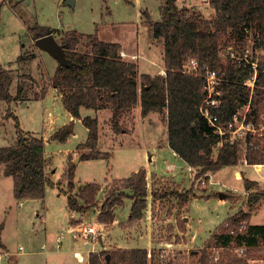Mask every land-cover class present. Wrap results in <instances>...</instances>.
Segmentation results:
<instances>
[{
	"label": "rangeland",
	"instance_id": "rangeland-1",
	"mask_svg": "<svg viewBox=\"0 0 264 264\" xmlns=\"http://www.w3.org/2000/svg\"><path fill=\"white\" fill-rule=\"evenodd\" d=\"M163 3L164 0H75L73 6L67 0H16L11 4L0 0V69L9 70L13 76L11 94L17 96L11 103L0 99V146L18 142L14 121L17 115L24 132L45 139L46 173L55 184L46 188L44 199L19 200L13 193V177L3 175L0 167V223L4 222L1 236L9 248V252L1 253L0 264H10L12 259L15 264H90L91 252L126 247H146L157 251L160 261L171 260L174 264H197L202 250L207 249L217 261L222 248L210 246V239L221 222L233 215L241 218L248 210L249 194L243 192L246 177L258 173L253 165L243 167V171L232 166L197 175L199 168L190 167L170 148L164 114L152 112L143 116L141 101L122 116V130L118 132L112 125L110 107L81 109V117L99 119L97 149L107 152L104 158L84 159L90 129L81 120L76 119L67 142L51 138L71 121L60 99V89L54 88L59 63L50 52L36 45L31 28L35 24L53 28L59 43L67 29L86 33L78 47L82 52L91 43L89 34H97L99 40L122 43L126 46L121 49L127 53L125 60L137 64L139 73L155 75L164 72L165 45L162 39L153 37L145 12L149 11L153 20H161ZM177 3L184 16L194 14L209 19L216 15L209 0ZM23 55L25 58L21 59ZM71 162L75 164V177L70 188L66 172ZM142 166L150 192L143 218L127 226L133 199L125 197L124 204L113 207L115 219L100 223L98 216L109 188ZM258 175L264 178V167ZM91 181L101 184L96 204L89 211L72 216L66 208L68 195L79 193ZM192 186L202 196L186 201L177 195ZM253 186V191L259 189L257 183ZM157 190L168 194L155 198L152 192ZM220 191L227 194L222 198L224 202L215 195ZM250 213L253 222L264 223V197ZM179 216L186 231L178 225ZM92 227L95 232L88 236ZM57 235H62L61 242ZM78 253L83 260L78 259ZM108 254H101L102 264H106ZM249 263L264 264V248L256 251Z\"/></svg>",
	"mask_w": 264,
	"mask_h": 264
},
{
	"label": "trees",
	"instance_id": "trees-1",
	"mask_svg": "<svg viewBox=\"0 0 264 264\" xmlns=\"http://www.w3.org/2000/svg\"><path fill=\"white\" fill-rule=\"evenodd\" d=\"M8 1L11 4L16 0ZM209 4L216 10V15L209 19L194 14L184 16L177 0H164L161 20H153L151 13L146 10L153 37L162 39L165 45V73L155 75L139 73L137 64L120 55L121 45L117 42L99 40L97 34H90L89 48L82 52L78 47L84 34L76 29H68L63 33L60 44L65 49L68 64L58 65L53 82L62 92L65 108L74 118L83 120L90 129L89 138L84 144L87 149L83 154L84 159L104 158L107 152L97 149L99 119L90 115L81 117V109L103 110L110 107L112 125L118 132L122 130V116L141 101L143 116L152 112L164 114L170 148L190 167L199 168L197 175L239 163L264 164L261 139L251 133L242 141L245 143L243 150L241 139L226 141L217 148L218 154L214 156L218 136L200 112V106L207 95L205 81L202 76L187 74L183 69L189 59L196 58L200 66L206 65L218 71L220 83L216 86V95L222 99V120L230 119L231 113L247 104L250 99L249 81L252 72L249 64L233 60L226 54V49L230 45H246L248 38H252L256 50L264 51V0H209ZM31 30L35 39L55 31L39 24H35ZM255 56L260 64V75L252 94V112L261 113L264 111V52L260 55L256 53ZM20 58H25V55ZM12 83L13 76L9 70L0 69V99L8 103L17 98L11 94ZM14 121L18 142L12 146H0V166L3 167V174L13 177V193L16 199L45 198L46 188L55 186L46 173L45 139L24 132L17 115L14 116ZM74 124L75 121L72 120L62 126L51 138L67 142L69 135L74 132ZM74 173L75 164L71 162L66 172L70 179V188L73 187ZM254 184L256 181L245 179L247 190L253 189ZM100 190L99 182H88L79 189V193L68 195L69 209L89 211L96 204ZM149 194L147 172L142 166L109 188L107 199L98 216L99 222H112L115 219L113 207L124 204L125 197H129L133 202L127 226L134 225L143 218ZM167 194L159 193L158 190L152 192L155 198ZM177 195L186 201L202 196L196 194L193 186L187 192ZM215 195L218 197L219 192ZM263 197L264 189L250 191L246 204L248 211L242 213L241 218L233 215L226 222H221L213 233L212 240L210 239V246L222 248L217 261L212 253L203 249L197 264H250L249 258L264 248V225L250 222V209H254ZM241 219L246 223L243 224ZM177 222L183 231L187 230L181 216ZM3 228L4 222H1L0 246L5 247L1 238ZM233 231L237 234H233ZM236 246H245L246 252L238 253ZM148 252L146 247L91 252L89 263L102 264L101 254L110 253L109 262L105 258L106 264H174L171 260L160 261L157 251H152L151 257Z\"/></svg>",
	"mask_w": 264,
	"mask_h": 264
},
{
	"label": "built area",
	"instance_id": "built-area-1",
	"mask_svg": "<svg viewBox=\"0 0 264 264\" xmlns=\"http://www.w3.org/2000/svg\"><path fill=\"white\" fill-rule=\"evenodd\" d=\"M261 52L263 53L264 51L256 50L252 38H248L246 45H230L226 49V54L233 60L249 64L252 72L251 80L249 81L251 89L250 99L247 104L232 112L231 117L228 120H222L221 114L224 113L222 110V99L216 95V86L220 83V75L218 74V71L216 69H210L206 65L200 66V63L196 58L189 59L184 64L183 69L185 73L202 76L205 81L204 88L205 91H207V95L205 97L206 99L200 106V112L213 128L214 134H217L218 136L217 147H221L226 141L245 139L251 133L255 135V137L261 139L264 148V111L261 113L252 112V94L255 92L259 80L258 77L260 75V64L255 54L257 53L260 55L262 54ZM120 55L123 57L127 55V53L122 51L120 52ZM132 57H134V55ZM163 73H165V71ZM241 149H244L242 145ZM246 194H249V192ZM247 211L248 210H245V212ZM242 223L245 224L246 221L243 220ZM75 229L76 228H74V230ZM242 230L243 228L240 229V231ZM93 232H95V229L92 227L88 236ZM232 233L237 234L235 231ZM245 250V246L237 248V251L240 253L245 252ZM148 255L151 257V249L149 250ZM77 256L80 261L83 260V255L81 253H78Z\"/></svg>",
	"mask_w": 264,
	"mask_h": 264
},
{
	"label": "crops",
	"instance_id": "crops-1",
	"mask_svg": "<svg viewBox=\"0 0 264 264\" xmlns=\"http://www.w3.org/2000/svg\"><path fill=\"white\" fill-rule=\"evenodd\" d=\"M51 29H53V28H51ZM68 30V29H67ZM84 34V36H86L85 34L86 33H83ZM90 35V34H89ZM88 36V35H87ZM118 43V42H117ZM121 46V49L122 48H125L126 46H123L122 45V43H119ZM164 63V62H163ZM164 66H165V63H164ZM162 71H165V67H164V69L162 70ZM54 88L55 89H59L58 87H56V86H54ZM51 91V90H50ZM49 91V92H50ZM60 99L62 98V92H61V90H60ZM42 98H44V97H42ZM67 110V109H66ZM67 112H68V114H69V120L70 121H72V120H74V121H76V119L77 120H81V119H79V118H74V116L72 115V113L69 111V110H67ZM82 117H85V116H82ZM51 118V117H50ZM82 122H83V120H81ZM175 153V152H174ZM175 154H177L179 157H180V155L178 154V153H175ZM187 164V163H186ZM172 165V164H171ZM250 165H253V167H255L256 168V172H258L259 173V170L261 171V169H263V167H264V164H253V163H250V164H243V163H239V164H236V165H232V166H235V167H239L240 169H241V171H243L244 169H243V167L244 168H247V167H250ZM232 166H224V167H232ZM1 167V166H0ZM175 167H173V169H174ZM2 172H3V170H2ZM149 173V172H148ZM215 173V172H214ZM258 173H255V174H252V175H250L249 177H246V178H250V179H252V180H254V181H256V183H257V185L259 186V188H261V189H264V178L261 176V175H258ZM150 174V173H149ZM4 175V174H3ZM148 177V176H147ZM150 177V176H149ZM54 179V178H53ZM52 179V180H53ZM245 186V185H244ZM228 190V189H227ZM245 191L243 192L244 194H246L247 192H249L250 193V191L251 190H253V189H251V190H247L246 188L244 189ZM42 199H44V198H42ZM219 199L220 200H222L223 202L225 201V199H222L221 197H219ZM228 200V199H227ZM66 208H67V210H69V207H68V204L66 203ZM69 212H71L70 214L72 215V216H76V215H78V212H80V211H75V210H69ZM253 214H252V217H251V220H250V222L251 223H253V224H256L255 222H253ZM79 224V223H78ZM260 225H264V223L263 224H260ZM74 227L75 228H77L75 225L74 226H72V229H74ZM69 230V229H68ZM72 231L73 230H69V232L70 233H72ZM2 235V234H1ZM1 238H2V236H1ZM61 238H62V235H57V241L58 242H61ZM3 241V240H2ZM4 243V245H5V247H2V246H0V255H1V253H3V252H9V248L6 246V244H5V242H3ZM16 262H15V260L14 259H12V261H10V264H15Z\"/></svg>",
	"mask_w": 264,
	"mask_h": 264
},
{
	"label": "water",
	"instance_id": "water-1",
	"mask_svg": "<svg viewBox=\"0 0 264 264\" xmlns=\"http://www.w3.org/2000/svg\"><path fill=\"white\" fill-rule=\"evenodd\" d=\"M67 2L71 5H75V0H67ZM36 45L50 52L52 56L56 58L59 65L66 66L68 64V59H66L65 49L63 46L57 41L56 37L53 33H49L48 35L39 37L35 40ZM219 196L221 198H226L227 194L223 191L219 192ZM110 253L107 255V262H109Z\"/></svg>",
	"mask_w": 264,
	"mask_h": 264
}]
</instances>
